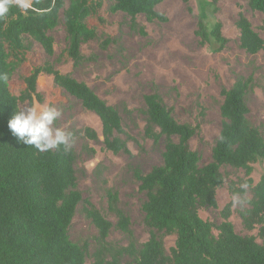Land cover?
Instances as JSON below:
<instances>
[{
	"label": "trees",
	"instance_id": "16d2710c",
	"mask_svg": "<svg viewBox=\"0 0 264 264\" xmlns=\"http://www.w3.org/2000/svg\"><path fill=\"white\" fill-rule=\"evenodd\" d=\"M67 1L64 7L65 0H32L27 12L13 6L6 17L0 18V264H264V172L255 184L251 179L245 181L252 195L250 207L238 212L247 230L257 228L256 236H241L234 231L229 221L231 202L221 211L223 221L216 226L217 235L212 232L214 224L199 215V209L217 206L216 191L223 184L221 166L241 168L249 175L256 162H264V123L259 129L247 118V96L255 86L252 74L236 75L229 87L221 88V127L211 160L202 166L198 152L189 146L199 125L179 123L158 92L144 95V137L155 145L163 144L160 164L147 173L133 168L145 195L141 209L149 237L141 243L134 239L129 216L117 207L116 194L108 191L109 208L116 217L114 225L88 201L83 207L85 217L97 229L92 261L86 262L87 243H74L68 235L82 201L76 187V152L73 148L39 152L17 141L8 120L19 102L41 100L36 91L41 73L50 75L55 85L98 117L105 149L130 154L129 136L120 113L85 82L69 72L62 73L48 61L23 77L25 87L19 95L10 92L9 80L31 46L27 38L38 42L47 56L54 54L49 31L59 24L60 11L66 38L64 52L73 68L92 59L81 52L82 44L98 38L86 20L91 16L100 19L104 1L110 13H124L129 17V28L143 36L146 30L136 21L137 15H144L148 22H165L167 17L156 10L164 0ZM217 1L195 0V33L210 52L223 50L229 41L222 33L221 22L213 20ZM248 7L264 14V0H248ZM235 26L241 49L248 54H264V38L243 13L238 14ZM112 42L118 43V38L107 36L100 46L106 48ZM81 132L86 139L99 141L94 129L85 127ZM239 191L241 195L245 192ZM113 226L126 235V245L115 246L107 240ZM167 235H175L169 252L163 241Z\"/></svg>",
	"mask_w": 264,
	"mask_h": 264
},
{
	"label": "rangeland",
	"instance_id": "374dc122",
	"mask_svg": "<svg viewBox=\"0 0 264 264\" xmlns=\"http://www.w3.org/2000/svg\"><path fill=\"white\" fill-rule=\"evenodd\" d=\"M67 5L68 1L65 0L64 7ZM107 6L108 2L104 1L98 14L100 19L91 16L86 20L89 27L95 28L98 38L82 44L81 52L92 59L73 68L64 52L66 38L60 11L59 24L49 31L53 38L54 54L47 56L38 42L27 38L31 46L25 51L22 63L9 80L10 92L19 95L25 87L23 77L33 67L48 61L62 73L69 72L77 80L85 82L120 113L123 128L129 136L127 147L130 154H115L105 149L98 117L55 85L50 75L41 73L37 78L36 91L41 100L34 98L32 104L53 105L60 109L62 115L56 125L73 133L71 148L77 155L74 164L76 187L82 201L77 205L68 235L74 243H87V263L92 261L97 229L85 217L83 207L88 201L114 225L116 217L109 208L108 191L116 194L117 207L129 216L134 239L141 243L149 237L141 209L145 195L139 189L133 168L147 173L153 166L160 164L163 144L155 145L144 137V95L158 92L179 123L199 125L198 131L189 139V146L198 152L200 166L211 160V150L220 131L222 118L219 108L223 101L220 90L229 87L236 75H253L255 86L247 96V118L259 129L264 123V54H248L241 49L239 32L235 26L241 12L264 38V14L251 10L248 0L217 1L213 20L221 22L222 33L229 39L226 47L219 52H210L200 44L195 33V0L188 3L164 0L159 3L156 10L167 17L165 22H148L144 15H137L136 21L146 30L144 36L129 28L128 16L122 12L110 13ZM107 36L118 38V43L112 42L106 48L101 47L100 42ZM21 104L28 102H19V106ZM85 127L94 129L99 141L86 139L81 132ZM120 137L125 138L124 135ZM220 171L223 184L216 191L217 206L201 208L199 215L214 224L212 232L217 235L216 226L223 221L221 211L231 202L229 221L234 231L241 236H256L257 228L247 230L238 212L250 207L248 200L252 195L245 181L251 179L255 184L264 172V162H256L249 175L241 168L228 165L221 166ZM240 189L245 190L242 195ZM107 240L115 246L128 243L126 235L114 226ZM163 241L169 252L174 246L175 235H167ZM257 241L261 242L259 238Z\"/></svg>",
	"mask_w": 264,
	"mask_h": 264
},
{
	"label": "clouds",
	"instance_id": "9594fccd",
	"mask_svg": "<svg viewBox=\"0 0 264 264\" xmlns=\"http://www.w3.org/2000/svg\"><path fill=\"white\" fill-rule=\"evenodd\" d=\"M15 6L22 12L32 8V0H0V18ZM60 109L53 105L21 104L8 120V128L18 142L34 147L39 152L63 149L69 151L73 133L56 125Z\"/></svg>",
	"mask_w": 264,
	"mask_h": 264
}]
</instances>
